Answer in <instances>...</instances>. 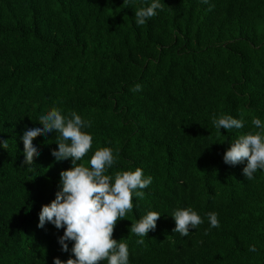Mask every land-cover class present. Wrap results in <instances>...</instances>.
Segmentation results:
<instances>
[{
	"label": "trees",
	"instance_id": "1",
	"mask_svg": "<svg viewBox=\"0 0 264 264\" xmlns=\"http://www.w3.org/2000/svg\"><path fill=\"white\" fill-rule=\"evenodd\" d=\"M151 2L0 0V264L75 259L73 242L67 252L58 242L63 228L37 226L72 167L51 155L59 134L38 135L39 156L22 164L24 131L53 107L91 124L78 163L108 147L116 160L105 174L152 177L115 225L129 264H264V170L247 179L246 161L223 162L236 139L260 131L254 118L264 124V0H160L137 26L135 12ZM221 115L244 127L217 129ZM188 207L203 223L182 237L172 214ZM149 211L161 216L139 245L130 226Z\"/></svg>",
	"mask_w": 264,
	"mask_h": 264
},
{
	"label": "clouds",
	"instance_id": "2",
	"mask_svg": "<svg viewBox=\"0 0 264 264\" xmlns=\"http://www.w3.org/2000/svg\"><path fill=\"white\" fill-rule=\"evenodd\" d=\"M208 3V0H202ZM160 0H152L150 5L141 7L135 12L137 26L157 15L158 9L163 8ZM210 10V9H209ZM142 86L137 84L132 91H140ZM39 126L24 131L23 142L24 160L22 164L33 165L34 157L39 156V149L33 144L38 135L47 136L58 133L57 148L51 155L56 161L71 159L72 167L59 173L60 190L55 199L49 204L42 205L39 212L38 227L43 228L50 223L56 229L63 228V235L58 238L62 251L67 252L68 243L72 241L71 252L75 259L61 261L53 258V264H129V250L125 242L113 239L115 225L133 210V194L140 199L145 193L141 191L152 183V177L145 178L143 170L117 172L114 176L105 174L115 163L116 157L112 149L99 148L91 155L87 164L78 163L92 148L91 134L82 129L90 127L88 121L82 119L76 112L70 116L61 114L59 108L53 107L39 117ZM217 129L231 130L244 127L243 119L229 115L213 118ZM252 124L260 131L248 132L235 140L224 152L223 162L227 165L244 163L243 175L253 179L257 170H264V124L254 118ZM7 148V140L0 141ZM210 227L218 228L219 220L215 212L207 214ZM161 214L149 211L137 222L131 223L130 231L141 237L136 243L144 244L143 237L156 228V222ZM175 221L173 232L182 237L188 236L190 229H195L203 223L200 215L191 207L177 209L173 212ZM207 234V230H205ZM120 241V240H119ZM255 252V245L249 247Z\"/></svg>",
	"mask_w": 264,
	"mask_h": 264
}]
</instances>
